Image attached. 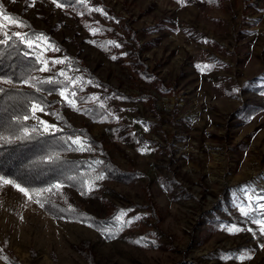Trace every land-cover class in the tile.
Listing matches in <instances>:
<instances>
[{
    "label": "rangeland",
    "instance_id": "1",
    "mask_svg": "<svg viewBox=\"0 0 264 264\" xmlns=\"http://www.w3.org/2000/svg\"><path fill=\"white\" fill-rule=\"evenodd\" d=\"M0 11L63 48L32 78L62 80L74 104L47 87L34 117L58 131L65 121L85 128L133 172L88 195L62 186L52 196L104 215L103 196L138 218L107 237L0 181V264H264V235L251 223L260 212L245 208L246 218L237 207L241 188L264 189V0H0ZM15 22L0 20V41L28 30ZM74 61L98 81L63 68Z\"/></svg>",
    "mask_w": 264,
    "mask_h": 264
},
{
    "label": "trees",
    "instance_id": "2",
    "mask_svg": "<svg viewBox=\"0 0 264 264\" xmlns=\"http://www.w3.org/2000/svg\"><path fill=\"white\" fill-rule=\"evenodd\" d=\"M58 1L62 3V0ZM5 16L7 20L22 22L27 26L28 30L20 34L21 37L35 33L43 34L46 40L33 41L31 49L21 43L16 35L0 42V78L13 84H24L31 79L34 83V87L28 89L7 87L0 83V89H3L0 92V174L24 187L33 199L40 205L43 204L42 209L54 218L88 225L107 237L119 236L137 222L135 219L131 224L126 223L133 219L129 217V206H118L107 198L98 196L106 211L104 215H97L79 210L70 204L59 203L52 196L56 188L47 190L60 182L62 186L88 195L94 193L104 182H129L133 172L123 171L112 162L102 143L96 141L85 128H76L65 121L68 131L53 133L43 130L41 120L30 111L31 103L45 101L43 107H46L47 98L42 93L47 91V87L54 91L61 88L66 91L68 86L62 80L47 82L46 78H42L36 82L32 77L43 67L53 49L63 48L46 32L35 29L26 20L0 11V20H4ZM29 51L31 55H25ZM69 67L83 69L86 78L98 81L89 69L81 67L76 61L72 64L66 63L63 68ZM114 91L124 100L133 99L118 90ZM69 93L71 92L68 95ZM25 111L29 115L27 121L23 119ZM86 111L93 114L88 109ZM136 140L145 141L142 137H136ZM88 145L91 147H87ZM89 151L92 152L91 155L85 157L68 156ZM124 210L128 211L125 213ZM80 251L93 262L92 255L85 254L84 248Z\"/></svg>",
    "mask_w": 264,
    "mask_h": 264
},
{
    "label": "snow or ice",
    "instance_id": "3",
    "mask_svg": "<svg viewBox=\"0 0 264 264\" xmlns=\"http://www.w3.org/2000/svg\"><path fill=\"white\" fill-rule=\"evenodd\" d=\"M52 2L54 4H56L57 7H61V3L58 2V0H52ZM65 3H67V0H65ZM67 6H71V4H67ZM17 27L22 26V22H15ZM18 38H20L21 43H24L27 45V47L29 49L32 48L33 45V41H39V40H46L45 37H43V34H32L31 36H26V37H21L20 33H16L15 34ZM0 42H4V41H0ZM49 46L51 47V45L49 44ZM115 47H119V45H113ZM25 55H31V52L29 51L28 53H25ZM113 59H115V57H113ZM53 63H62V61H53ZM197 67H200L199 65ZM205 68H207L208 66L205 65ZM41 71L47 70V64L45 63L44 67L40 69ZM63 74V73H61ZM3 78H0V81H2ZM10 82V81H7ZM25 83H27V81H25ZM3 89H0V92H2ZM49 94H51V92H49ZM60 95L62 97H64L65 100L68 101L69 104H74V101L70 100L69 97L65 96V92L63 90L60 91ZM72 96H75V92L72 93ZM45 101H40L39 103H31L30 105V111L31 113H35L37 110L39 111H44V107L43 105L45 104ZM29 106H26V108H28ZM23 119L25 121H27L29 119V115H28V111H25ZM41 124L44 125L43 130L44 131H49L50 129L53 131V133L55 131H58V129L55 128L54 125L49 126L46 124V122L41 121ZM78 143V142H77ZM87 147H91L90 145H88ZM103 178V177H100ZM0 181H3V183L5 184H12L15 188H17L20 192H22L26 197L29 196L28 191H26V189L24 187H21L19 184H16L14 181L6 179L4 177V175L0 174ZM56 188V189H60L62 187V184L60 182L52 185L49 189H47L48 191H51V188ZM241 192L244 193L243 198H240V202L237 204L238 209L240 210L241 214H243L246 218L249 217V213L245 212V208L248 209H255V211L260 212V218L257 219L255 217L251 218V223L253 224H257L260 225V233L261 235H264V203H261V201H264V189H252L251 192L249 193V190L247 188V186L243 187L240 189ZM30 198V197H29ZM41 207H43V204H41ZM125 213L128 210H124ZM135 219L138 218H133L132 220L127 221L126 223L131 224L132 222H134ZM222 229L225 231H228L230 234H236L238 231H240V229L237 228L236 225L233 224H226L222 226ZM248 231H252V229H247Z\"/></svg>",
    "mask_w": 264,
    "mask_h": 264
}]
</instances>
